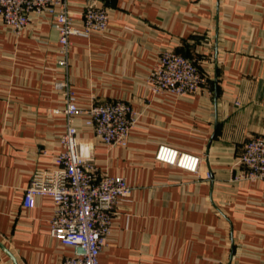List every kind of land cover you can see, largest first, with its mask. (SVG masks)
<instances>
[{
	"label": "crops",
	"instance_id": "crops-1",
	"mask_svg": "<svg viewBox=\"0 0 264 264\" xmlns=\"http://www.w3.org/2000/svg\"><path fill=\"white\" fill-rule=\"evenodd\" d=\"M90 1L70 0L76 19ZM103 6L106 29L70 38L65 71L47 20L31 16L20 36L0 25V264H62L71 254L48 233L51 199L23 206L32 172L51 167L60 151L58 81L81 108L122 100L136 113L122 145L93 144L98 169L133 188L114 210L99 264H264V181L237 178L243 144L264 137V0ZM166 49L195 59L206 86L154 95L148 73ZM76 126L93 137L83 116ZM161 145L198 157V172L156 161Z\"/></svg>",
	"mask_w": 264,
	"mask_h": 264
},
{
	"label": "built area",
	"instance_id": "built-area-1",
	"mask_svg": "<svg viewBox=\"0 0 264 264\" xmlns=\"http://www.w3.org/2000/svg\"><path fill=\"white\" fill-rule=\"evenodd\" d=\"M108 1L91 0L76 19L69 9L70 0H0V25L20 36L30 24L31 16L38 21L47 20L49 27L57 32V63L65 71L70 38L103 32L108 21L103 4ZM147 83L154 95L167 93L185 97L204 88L207 77L195 59L166 49L150 69ZM54 88L64 96L60 151L53 158L51 167L36 168L32 172L24 189L23 206L31 208L37 196L49 197L53 213L48 233L62 246L71 249L62 264H99V254L111 231L114 210L121 202L131 199L133 188L123 177L110 176L98 169L93 144L99 141L107 147L122 145L136 121V113L122 100L93 102L81 108L66 82H55ZM82 116L92 138L79 136L76 119ZM82 143L85 144L84 151ZM154 158L191 173L199 170L198 157L165 145L158 147ZM237 164L243 169L238 180L264 181V137L248 139L242 146ZM206 177L210 178L209 173Z\"/></svg>",
	"mask_w": 264,
	"mask_h": 264
},
{
	"label": "bare ground",
	"instance_id": "bare-ground-1",
	"mask_svg": "<svg viewBox=\"0 0 264 264\" xmlns=\"http://www.w3.org/2000/svg\"><path fill=\"white\" fill-rule=\"evenodd\" d=\"M82 149H83V151L85 150V144L84 143H82Z\"/></svg>",
	"mask_w": 264,
	"mask_h": 264
}]
</instances>
